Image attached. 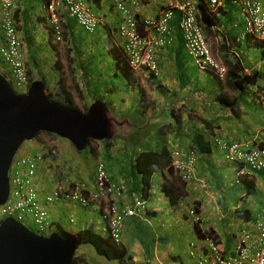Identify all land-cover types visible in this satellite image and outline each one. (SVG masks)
<instances>
[{
	"label": "crops",
	"instance_id": "0c3cea01",
	"mask_svg": "<svg viewBox=\"0 0 264 264\" xmlns=\"http://www.w3.org/2000/svg\"><path fill=\"white\" fill-rule=\"evenodd\" d=\"M19 1L20 12L18 17L21 25V36L24 41V53L30 73L37 75L39 72L37 53L40 50L38 40L39 37H44V41L49 39L46 26L42 22L44 20V0ZM88 2L92 7V11L102 21L96 36H93L94 41L100 45L101 40L106 39L110 34L113 39L115 36L117 41L114 40L118 44L116 30L115 35L111 33L112 29H116V26L120 23V15L113 4L109 0H88ZM141 4L137 14L141 22V32L144 35L155 34V31L146 27L145 23L149 20L158 19L166 8L168 1L141 0ZM232 5L238 7L237 13L233 11ZM220 9L221 13L218 14L219 30L225 36L226 43L233 44V51L242 60L246 71L255 73L257 68L254 65H248L246 53L254 48L260 52L261 47L259 44L253 46L252 43H247L243 47L242 43L238 42V36L242 34L244 28L239 5L234 0H223ZM178 16L179 14L172 22L170 44L164 49L157 50L155 54L160 70L158 79H152L153 76L146 73V77L150 78L153 97L151 100L147 98L142 104L139 102L138 118L141 124L139 129L149 126V121H146L147 118L157 117L156 114L159 115L161 109L169 108L172 104L182 106L185 111L190 110L194 105L210 112V115L206 114L210 119H215V125L218 127L216 133L223 136L228 142H264V87L260 88L259 86L257 90L252 88V90L247 91V93L252 92L253 98L255 97L253 104H249V101H247V107L244 105L246 108L249 106V109H245L241 103L242 96L245 95H242L239 99V95L228 91L226 95L229 98L236 97L238 103H241V105L237 104L239 106L236 108L239 110L238 115L219 104L217 102L218 98L213 99L210 96V93L215 90L213 84H208L207 87V84L199 85L192 79V76H197L194 75V71L191 72V68L184 60V54L185 56L188 55L185 49L184 37L179 28ZM64 20L66 33L72 44V55H76L74 47L80 39L82 40L80 44L83 47H89L90 45L92 47V41H85L84 32L73 19L65 16ZM111 26H114V28H111ZM232 36L237 37L234 42L231 39ZM0 42H4V40L0 39ZM221 42L224 43L225 41L221 39ZM260 56L263 59L261 52ZM77 57L79 60V56ZM189 72H191L190 75ZM261 89L263 91L260 92ZM224 91L227 92V89H224ZM125 95L118 93V96ZM125 97H128V95ZM139 97H143L141 91H139ZM144 97H147V95ZM115 100L114 98L111 110L114 113H118L119 110V112H123L121 109L124 108V104L119 100L115 102ZM192 100H195V102L193 103ZM134 102L135 99L129 105L130 110L127 112L138 109L133 106ZM153 120L157 122L156 125L159 128L161 121L158 118L151 119L150 124ZM54 141L53 144L58 149L55 163H58L59 169L65 172L67 170H63L64 164L68 158H73L76 155L72 148L69 149L68 144L62 143L60 139H54ZM120 143V141H111L109 144H101L97 157L100 160L106 159L111 179L114 183L125 188V196L119 204L122 208H126L131 206L135 199L140 198V194H143L142 176L134 168L136 157L142 150L139 147L133 148L131 144ZM215 143L216 141L212 143V152L201 157L198 163L197 179L189 184L187 195L178 206H172L161 193L160 187L163 176H169V173L167 171L159 172L153 176L150 189L153 187V181H156L159 188L155 201L150 203L149 199V208L144 216L130 218L125 223L120 244L121 249H124L128 256L127 262H124L125 264H198L196 258L190 257L189 245L196 243L202 251L206 248L207 243L198 238L188 215L187 211L191 205H198L205 227L214 231V234L218 236L222 251L228 256H233L238 241V231L245 228L251 229V217L264 208V177L260 174L255 175L252 181L254 193L249 194L247 186L237 182L235 167L226 161L224 152ZM144 148L146 149V147ZM219 161L222 162L221 170H217ZM139 175L140 181L137 178ZM76 206L82 210V213L76 214L75 211L78 210ZM64 212L68 213V219L69 217L76 219L74 226H71L68 222L73 228L70 233H76L88 225L91 226V224L95 225L97 231L102 229L99 211L83 209L77 204H57L51 207L53 219L54 215H58L60 222L64 220ZM79 217H82V219H79ZM238 228L240 229L238 230ZM93 256L98 257L95 254ZM98 259L100 258L98 257ZM100 264L118 263L100 261Z\"/></svg>",
	"mask_w": 264,
	"mask_h": 264
},
{
	"label": "built area",
	"instance_id": "2783aa9c",
	"mask_svg": "<svg viewBox=\"0 0 264 264\" xmlns=\"http://www.w3.org/2000/svg\"><path fill=\"white\" fill-rule=\"evenodd\" d=\"M121 15L118 35L128 64L134 70H146L158 75L159 69L154 57V50L166 47L170 42V22L174 13L181 14L180 29L183 33L188 55L194 59L198 67L211 72L216 78L224 80L228 67L208 43L201 26L197 22V3L194 0H168V8L159 20L147 21L146 25L154 29V36H145L140 31L137 14L141 8V0H110ZM240 5L244 31L241 40L258 41L264 48V0H234ZM209 8L214 11L222 0H207ZM2 6V28L6 44L0 49L1 60L11 69V80L14 88L26 92L30 87L26 66L23 60L21 40L14 18L17 0H0ZM62 9H66L70 17L88 33H94L101 24V19L90 9L88 0H48L45 13L48 25L53 29L55 40H63ZM219 145L228 152L227 158L238 167L239 178L249 175L251 171H264V148L252 147L249 144L227 145L220 140ZM175 168L184 180H191L195 174V160L184 161L185 154L174 152ZM42 155L32 157L24 155L13 165L15 169L12 181V196L9 203L0 207V222L6 217H14L23 221L31 217L40 234H48L53 221L49 216V207L55 203H77L88 208L91 204L101 206L106 201L105 217L109 220L111 234L116 242L120 241L125 217L138 215L145 203L138 201L135 206L120 212L116 202L123 197L121 187L109 183V178L101 165L98 169L96 192H89L85 183L75 182L66 186L58 179L50 177L48 185L40 167ZM184 171V172H183ZM54 180V184L51 181ZM40 191H43L40 192ZM194 223L202 228L201 217L193 210L190 212ZM73 221V220H71ZM209 254L200 256L201 264H264V208L255 218L253 230L242 231L233 256L224 257L218 247L208 239ZM193 250L191 255L196 256ZM210 255V256H207Z\"/></svg>",
	"mask_w": 264,
	"mask_h": 264
},
{
	"label": "trees",
	"instance_id": "16d2710c",
	"mask_svg": "<svg viewBox=\"0 0 264 264\" xmlns=\"http://www.w3.org/2000/svg\"><path fill=\"white\" fill-rule=\"evenodd\" d=\"M198 11V23L203 29L205 36L213 40L219 39L218 43L216 44L219 47V51L222 54L223 60L229 68V74L225 81V86L229 90L234 91L236 95H239L238 97L240 99L242 95H245V92L247 93L249 87L257 85L260 77L259 73L256 71L255 73L248 75L245 72V68L241 63V60L236 55L235 51H233V44L231 45L229 44V42L226 43L225 36L219 30L220 27L218 14L221 13V9L219 11L213 12L208 9L205 0H199ZM221 39L225 42L222 43ZM231 39L234 42L237 37L232 36ZM103 41L106 43H100V45H98V43L95 41V48H90L91 52H89L90 54L87 53V56L83 55L84 52H78V54H81L77 55L79 56L80 60L78 62L71 61V63H78V69L79 71L81 70V75L79 77L80 82H84L87 87L90 86L95 89L96 95L94 100L103 99L112 104L114 102V98L117 100V98L121 97L118 96V93L130 95V84L133 75L126 61L122 46L116 44L112 39H103ZM47 47L50 48V52L54 55V52L56 50L55 45L50 44V46H40L39 48L44 50ZM87 50L88 48H86V51ZM68 52L70 54L72 50L69 49ZM40 54L41 52L39 50L37 56H40ZM44 66L47 67V64H41V60H39V65L37 67L39 69L37 79H41L46 82L47 95L49 99L51 101H59L63 105L70 107V105H68L67 103L71 99V96L70 93L64 89L65 81L63 74L59 72L60 65L56 63V61L54 62L53 70L58 73L56 78L53 79L55 82L54 88H51L52 82L49 83L44 77V73L42 70ZM107 67L111 69L112 74L111 72L105 71ZM205 73L206 76L204 84H207V87L208 84H213L215 86V90L210 93V96H212L213 99L218 98L217 102L219 104H221L225 108H229L230 110L235 112L236 115H238L237 112L239 110H237L236 108L239 106H237V104L241 105L242 101L241 103H238V98H229V96H227L224 91V89L226 88L221 86L222 83L217 81L213 77V74L211 72ZM117 79L119 80L115 82V80ZM31 80L32 82L35 81L33 77ZM105 94L107 95L105 96ZM108 96L109 99L107 100ZM135 96L136 95H134L133 97V99H135V102L137 104H139V102L142 104L143 98H137ZM234 99L235 101H233ZM192 102L194 103L195 100H192ZM86 109L88 108L86 107ZM206 113L210 115V112H206L205 110H202V108H198V106L195 107L193 105L190 110L187 109V111H185L182 106H176L175 104H172L169 108L161 109L159 113L160 116L156 114L157 117L155 118H158V120L161 121L159 128H157V122L153 120L151 123V129H148L147 127L139 129V131H142L143 134L144 131L147 130V132H145L146 134H141L138 137L137 130L133 133L130 132V135L132 134V136H129L128 138L131 137L129 142L132 143L133 147L138 146L139 142L142 146V148L140 149L142 150V152H139V154L137 155L134 168L141 174L143 178V186H145V188L143 189L144 198L148 196V189L150 187L153 176L159 172L167 171L170 177L163 176V182L161 185V192L163 193V196L166 197V199L172 206H178L182 202V200H184L185 196L187 195V187L189 186V182L187 180H184L181 175L182 172H178V170L175 168L174 152L178 151L184 153V161L187 163L193 158L195 160L194 166L199 163L203 155H208L212 152V143L215 142V139L217 137L219 138V134L216 133L218 127L215 125V119H210ZM155 118H150L148 121H151V119ZM153 130L154 133H158L159 135L161 134L162 142L152 140L150 144H147L152 139L151 135L153 133ZM45 134L55 138L57 137L54 134ZM145 135L149 136V140L147 143L143 141V139L146 138ZM142 136H144L143 139ZM92 142L94 143V141H90L89 146H91ZM105 143L109 144L110 142ZM144 147H146V149ZM52 150L53 148L49 149L47 147H44L43 149L39 147L37 148V150H35L34 153L30 154L34 157L42 153L43 157L51 159L54 158L52 155ZM56 150L57 149H55L54 151ZM25 154H28V152H25L24 154L19 153L18 159ZM94 154H97V150L93 152V155ZM102 161L104 163L107 162L106 159ZM15 169L13 168L11 170V182L14 179ZM86 169L91 172L93 171V167H88ZM50 171L56 172V170L53 168H50ZM69 174L71 173L67 171H61V175H63L64 179L71 180V182L73 181V179L82 180L84 178L83 176H81V173H77L75 177L72 175L71 178H67ZM113 182L114 181H112V183ZM247 187L249 194L254 193L252 181L247 184ZM40 192L43 193V191ZM197 210L198 212H200L198 207ZM22 222L25 223L28 227L33 226L34 231L38 232V229H36L35 226V222L31 217H25ZM198 230L200 231V229ZM58 232L63 237L80 246H91L100 256L108 259L109 261H117L120 262V264L127 262L128 256L126 255V251L124 249H119L117 246L112 244L110 238H103L100 235L96 234L95 230L92 227H86L85 229H82L74 234L63 233L61 229H59ZM199 236L200 238H203L200 234ZM214 240L215 243L219 244V240L217 238H215ZM83 261H86L85 256H77L74 260V264H82Z\"/></svg>",
	"mask_w": 264,
	"mask_h": 264
},
{
	"label": "water",
	"instance_id": "95a60500",
	"mask_svg": "<svg viewBox=\"0 0 264 264\" xmlns=\"http://www.w3.org/2000/svg\"><path fill=\"white\" fill-rule=\"evenodd\" d=\"M119 123L102 100L93 102L83 114L51 101L45 81L32 82L28 93L21 95L0 72V206L9 201L10 170L26 142L46 132L67 139L83 152L89 140L114 139ZM79 248L58 232L39 235L14 218L0 224V264H74Z\"/></svg>",
	"mask_w": 264,
	"mask_h": 264
},
{
	"label": "clouds",
	"instance_id": "9594fccd",
	"mask_svg": "<svg viewBox=\"0 0 264 264\" xmlns=\"http://www.w3.org/2000/svg\"><path fill=\"white\" fill-rule=\"evenodd\" d=\"M110 1V0H109ZM168 1V0H167ZM196 3H197V9H198V3H199V0H194ZM223 1V0H222ZM111 2V1H110ZM48 3V0H44V3H43V7H44V17H43V23H44V25L46 26V29H47V34L49 35V39H47V40H45L44 42L47 44V45H49L50 46V44L51 45H55L56 46V50H57V45H60V44H63V42H65L66 40L68 41V44H69V49H71L72 50V48H71V42H70V40L68 39V35H67V33H66V30H65V20H64V17L65 16H68V17H70V15L68 14V12L66 11V9L64 10V9H62L63 11H62V13H61V19H62V25H63V28H64V31H63V40L62 41H57V40H55V37H54V32H53V29L48 25V22H47V19H46V13H45V6H46V4ZM89 3V2H88ZM112 3V2H111ZM205 3H206V5H207V7H208V9L209 10H211L210 8H209V5H208V3H207V0H205ZM237 3V2H236ZM113 4V3H112ZM168 4H169V1H168ZM168 4L166 5V8L164 9V11L162 12V14L167 10V8H168ZM238 4V3H237ZM142 5V4H141ZM221 5H222V3H221ZM221 5L217 8V9H215L213 12H215V11H219L220 10V7H221ZM239 5V4H238ZM89 6H90V4H89ZM114 6V5H113ZM19 9H20V1L19 0H17V8H16V10H15V14H14V18H15V20H16V24H17V31H18V34H19V37H20V40H21V45H22V54H23V60H24V63H25V66H26V70H27V75H28V77H29V80H30V87H31V85H32V74L30 73V71H29V68H28V65H27V59H26V57H25V53H24V41H23V39H22V36H21V29H20V27H21V25H20V21H19V17H18V15H19ZM90 9H91V12L95 15V16H97L93 11H92V7L90 6ZM239 9H240V5H239ZM241 10V9H240ZM212 11V10H211ZM118 12V11H117ZM198 13H199V11H197V22H198ZM2 14H3V11H2V6H1V4H0V39L3 41L4 40V42H0V49L3 47V46H5V44H6V40H5V35H4V31H3V28H2ZM119 14V13H118ZM162 14L159 16V18L158 19H156V20H159L160 19V17L162 16ZM177 14H179V18H178V20H179V28H180V22H181V14L178 12V11H176L175 13H174V17H173V19L171 20V22H170V29H171V27H172V22L175 20V18H176V16H177ZM120 15V14H119ZM240 16H241V12H240ZM98 18H100L99 16H97ZM71 19H73L76 23H77V21L74 19V18H72V17H70ZM101 19V18H100ZM120 23H121V15H120ZM242 19V18H241ZM156 20H152V21H156ZM149 21H151V20H149ZM120 23L116 26V29H112V34H114L115 33V30H116V34H117V36H118V45H121L122 46V43H121V40H120V36L118 35V27H119V25H120ZM199 24V23H198ZM37 25V24H36ZM77 25H78V23H77ZM101 25H102V21H101V24H100V26L96 29V31L94 32V33H89L90 34V36L92 35V36H96V34H97V31L99 30V28L101 27ZM145 25H146V23H145ZM200 25V24H199ZM79 26V25H78ZM80 27V26H79ZM114 28V26H111V28ZM139 27H140V31H141V22H140V20H139ZM146 27H148L149 28V26L148 25H146ZM81 28V27H80ZM82 29V28H81ZM152 30H154V29H152ZM181 30V29H180ZM203 30V29H202ZM82 31H84L83 29H82ZM155 31V30H154ZM243 31H244V28H243ZM243 31H242V33H243ZM84 32H86V31H84ZM108 32H110V31H108ZM182 32V31H181ZM204 33V32H203ZM155 34H156V32H155ZM155 34H150L151 36H154ZM171 34H172V29H171ZM171 34H170V41H171ZM115 35V34H114ZM150 35H145V36H150ZM182 35H183V33H182ZM205 35V34H204ZM241 36H242V34H240V36L238 37V42H240V43H242V45L244 44V45H247V43H252L251 45H253V46H258L257 44H259V46L261 47L260 48V52L262 53V55H263V59H264V48H263V46H262V44L260 43V42H258V41H252L251 39H248V40H241ZM206 37V36H205ZM107 40H109V39H112L114 42H115V40H116V38H115V36H114V39L110 36V34L107 36V38H106ZM206 39H207V41H208V43L211 45V47H212V44L210 43V41H209V39H211V38H207L206 37ZM103 40V39H102ZM117 41V40H116ZM79 42V41H78ZM104 42V41H103ZM119 42H120V44H119ZM214 42H215V47L216 48H214V51L215 52H218L219 53V55H220V57L222 58V54L220 53V51H219V47H218V45L216 44V43H218V39H214ZM116 44H117V42H115ZM169 44H170V42H169ZM168 44V45H169ZM184 44H185V41H184ZM168 45L166 46V47H168ZM95 46V42H94V45H92V49L93 48H95L94 47ZM166 47H163V48H158V49H155L154 50V57H155V60H156V62H157V65H158V69H159V64H158V61H157V59H156V56H155V54H156V51L157 50H161V49H164V48H166ZM213 48V47H212ZM40 49V48H39ZM74 49H75V51H76V55H81V54H78V48H77V43H76V45H75V47H74ZM185 49H186V47H185ZM56 50H55V52H56ZM83 50L85 51L86 50V47H83ZM54 52V53H55ZM186 53H187V51H186ZM84 56H87V53H84L83 54ZM187 55H188V53H187ZM54 56H56L55 54H54ZM188 57L190 58V59H192L189 55H188ZM240 59V58H239ZM39 60H40V57L38 56V61H37V63H38V65H39ZM192 60H194V59H192ZM222 60H223V58H222ZM241 60V59H240ZM127 61V60H126ZM224 61V60H223ZM128 63V62H127ZM196 63V62H195ZM224 63H225V61H224ZM241 63L243 64V62H242V60H241ZM226 64V63H225ZM129 65V64H128ZM196 66L198 67V65H197V63H196ZM243 66H244V68H245V65L243 64ZM129 67H130V69H131V71H132V75L134 76V72L135 71H144L145 73H147V74H151L152 76H153V78L152 79H158L157 77H158V75H159V73H160V70H159V73H158V75H156L155 73H152V72H149V71H146V70H134L130 65H129ZM228 67V66H227ZM198 69L200 70V71H202L199 67H198ZM257 70V69H256ZM0 72L3 74V75H5L6 76V78L9 80V82H10V84H11V86H12V88L14 89V91L16 92V93H18V94H21V95H24V94H27L28 93V91H29V89H30V87H29V89L26 91V92H21V91H18L17 89H15L14 88V85H13V83H12V80H11V69H10V67L9 66H7L2 60H1V58H0ZM60 72V71H59ZM202 72H205V71H202ZM245 72L248 74V75H250V74H252V73H250V72H248V71H246V68H245ZM258 73H259V80H261V81H263V84H264V76H263V74L262 73H260L259 71H258ZM228 74H229V68H228V72H227V76H226V78L224 79V80H220V79H218V78H216L214 75H213V77L217 80V81H219V82H221L222 83V85L221 86H223V87H225L226 89H227V92L225 91V93L227 94L228 93V91H230V92H233V93H235L234 91H231V90H229L225 85V81H226V79H227V77H228ZM34 75V74H33ZM36 80H41V79H35V81ZM34 82V81H33ZM253 87V86H252ZM252 87H249V89H251L252 90ZM259 86H257V88H258ZM263 86H260V88H262ZM257 88H256V90H257ZM249 89H248V91H249ZM264 89V88H263ZM139 91H141V96H143V97H139V98H143V100L142 101H146L147 100V97H144L146 94H145V92L144 91H142V90H139ZM261 91H263L262 89L260 90V92ZM89 93H91L92 94V96H89V97H91V100L89 101V102H87L86 103V106L85 107H87V108H89V106L93 103V102H95L96 100H102V101H104L105 103H107V105L109 106V108H110V110H111V103H108V101H105V100H103V99H95L94 100V98H95V89L93 88V87H91V90H89L86 94H89ZM107 94H105V96H106ZM111 95V94H110ZM109 95V96H110ZM109 96H108V99H109ZM137 96H139V95H136L135 97H137ZM126 97L125 96H121L120 98H117V100H119V102H121L122 104H123V102H125V99ZM254 99H255V97H254ZM71 100V99H70ZM69 100V102L67 103L68 105H70V108H73V109H75V110H77V111H79L80 113H86V111L88 110V109H86L85 111H81V110H79V109H77V108H75V107H73V105L70 103L71 101ZM263 101H264V98H263ZM59 102V101H58ZM115 102H116V100H115ZM61 103V102H60ZM112 104H114V103H112ZM249 104H252L251 102H249ZM66 106V105H65ZM72 106V107H71ZM133 106H136L138 109L136 110V109H133V110H131V111H129V112H119L118 111V113H114L112 110H111V112H112V114L113 115H115L116 117H118L119 119H120V125L118 126V129H119V132H118V134L115 136V138L114 139H112V140H105V141H94V140H89V142H88V145H87V148H86V150L85 151H87V150H89V152L92 154V156H93V159L95 160L94 161V163H92V166L91 167H93V171L91 172V171H89V170H87V169H85L83 172H81V174H85L86 176L84 177V178H86V179H88V181L87 180H85L84 178L82 179V180H76V179H73V181L71 182V180H65L64 179V177H63V175H61V170L58 172L57 170H56V161H55V156L57 155V153H56V151L58 150L57 149V146L55 145V144H53L55 141H54V139H64V138H62V137H59V136H57L56 138L55 137H52V136H49V135H47V134H45L46 132H43V133H40L38 136H37V138L32 142V143H34V142H37L38 141V143H39V147H41V148H43L44 149V147H47V148H49V149H52L53 148V150H52V155H53V157L54 158H51V159H47V158H45V157H43L42 156V165H41V167H40V169H41V171H42V173H44L45 175H44V179H45V181H46V183L49 185L50 184V182H49V180L48 179H50V177H53L54 179H58L59 181H61V182H63L66 186H70V185H72V184H74L75 182H79V183H85L88 187H89V192H92V193H95L96 191H92L91 190V185L93 184L94 186H96V180H97V175H98V169H99V167L102 165L103 166V168H104V170L106 171V173H107V175H108V178H109V183H112V179H111V177H110V174H109V168H108V170H107V163H104L102 160H100V159H98V151H99V148H100V146H101V144H103V143H105V142H111V141H122V143L124 144H128V145H132V143H130L129 141H130V138H128V134H130V132L131 133H133L135 130H137V129H139V126H141V124L139 123V104H137L136 102H134L133 103ZM67 107H69V106H67ZM122 110V109H121ZM150 118H147L146 119V121L148 122V120H149ZM149 123V126L147 127L148 129H151V127H152V124H150V121L148 122ZM51 134V133H50ZM42 135H46V139L44 140V139H42L41 138V136ZM219 136V135H218ZM54 138V139H53ZM64 140H67V139H64ZM220 140H222V141H224L227 145H229V146H232V145H234V144H240V145H243V144H249V145H251L252 147H261V148H264V142H257V141H232V142H228L226 139H224V137L223 136H219V138L217 137L216 139H215V141H216V144H217V146L218 147H220V149L224 152V154H225V159H226V161H228L231 165H233L234 167H235V176H236V180H237V182L238 183H243V184H245V186H247V184L248 183H250V181H253L254 180V178H255V175H257V174H260V175H262L263 177H264V171L262 172V171H251V170H249V172H250V174L249 175H246V176H244V177H242V178H239L238 177V175H237V173H238V171H239V167L234 163V162H232L231 160H229L228 158H227V156H228V152L226 151V150H224L220 145H219V141ZM68 141V140H67ZM90 141H94V143L92 142L91 143V146H89V143H90ZM70 142V141H69ZM73 146V145H72ZM133 146V145H132ZM134 148V147H133ZM55 149H57L56 151H54ZM73 149L74 150H76L75 149V147L73 146ZM21 150V149H20ZM20 150H19V152H20ZM37 150V149H36ZM97 150V154L95 155H93V152L94 151H96ZM77 151V150H76ZM19 152H18V154H17V156L15 157V160H14V162H13V165L15 164V162L17 161V159H18V156H19ZM77 152H79V151H77ZM80 153H82V152H80ZM184 154V153H183ZM25 155H30L31 156V154H25ZM40 155H43L42 153L41 154H39V155H37V156H34V157H38V156H40ZM24 156V155H23ZM33 157V156H32ZM97 157V158H96ZM74 160V163H76V158H74L73 159ZM50 168H53V169H55L56 170V172H54V171H50ZM13 169V166H12V168H11V170ZM74 168L71 166V165H69V168L67 169V170H73ZM195 169H196V171H195V174H194V177L191 179V180H189L188 182H189V184H191L194 180H196L197 179V171H198V163L195 165ZM11 170H10V174H11ZM54 173H56V174H54ZM76 175H77V172H76ZM82 176V175H81ZM75 177V176H74ZM143 179V178H142ZM54 180H52L51 181V183L52 184H54ZM163 182V181H162ZM112 184H115V185H117V186H119V187H121L122 188V190H123V197L120 199V200H118L117 202H116V206H117V208H118V210L120 211V212H124V211H126V210H128V209H131V208H133L134 206H135V204L138 202V201H140V202H143V203H145V207H144V209L138 214V215H136V216H132V217H125V219L123 220V227H122V234H121V238H120V241L119 242H116L115 240H114V238H113V236H112V234H111V230H110V227H109V220L105 217V210L107 209V203H106V201H103V203H102V205L101 206H96V203H94V204H91V206L90 207H88V208H85V207H82L80 204H77V203H70V202H63V203H55V204H53V205H57V204H60V205H64V204H69V205H74V204H77V205H79V206H81L83 209H87V210H96V211H99V213H100V219L102 220V229H98V231L97 230H95V225L94 224H91V226H87V227H92L94 230H95V232H96V234H98V235H100L101 237H103V238H110V240H111V242H112V244H114L115 246H117L119 249H121V247H120V244H121V241H122V236H123V233H124V228H125V223H126V221H128V219H130V218H137V217H142V216H144L146 213H147V211H148V208H149V199H150V195H149V193H150V187H149V189H148V196L146 197V198H144V194H141V196H140V198L138 199H135V201H134V203L131 205V206H129V207H126V208H122L121 206H120V204H119V202L120 201H122V199L124 198V196H125V188L123 187V186H121V185H118V184H116V183H112ZM162 185V184H161ZM144 188H145V186H144ZM248 188V187H247ZM160 189H161V187H160ZM162 193V192H161ZM11 196H12V182H11V194H10V198H9V201H10V199H11ZM162 196H163V193H162ZM254 196V195H253ZM9 201H8V203H9ZM7 203V204H8ZM6 204V205H7ZM53 205H51L50 207H49V216H50V218L52 219V221H53V227H52V229H51V231L48 233V234H40V233H38V232H36V231H34L33 229H31L30 227H28L25 223H23V222H21V221H19L18 219H16V218H14V217H6V218H4L1 222H0V224L5 220V219H7V218H14V219H16L17 221H19V222H21V223H23L24 225H26L28 228H30L31 230H33L35 233H37V234H39V235H43V236H49L50 234H52L53 232H58L59 231V229H61V231H63V233H66V234H74V233H70V232H67L65 229H62V227H60V225H58L57 224V222L53 219V217H52V215H51V207L53 206ZM5 206V205H4ZM0 207H3V206H0ZM197 207L198 206H196V205H191L190 207H189V209H188V215H189V217H190V219H191V221H192V223H193V225H194V228H195V230H196V233H197V235H198V238L199 239H201V240H204V242H206L207 244H206V248H204V250H200L199 249V246L196 244V243H191L190 245H189V248H190V251H189V254H190V257L191 258H196L197 259V261H198V264H201L200 263V261H201V258L203 257V256H205L206 254H209V248H208V239L209 240H211L212 242H214V244L218 247V249H219V251H220V253H222V255L224 256V257H227L228 255H226L223 251H222V249L220 248V246H219V244H217V243H215V238H217L218 239V236H216L215 234H214V231H212V230H209V229H207L206 227H205V225H204V220H203V218H202V216H201V214H200V212H198V210H197ZM194 211L198 216H200L201 217V220H202V228H200V227H198L195 223H194V221H193V217H192V215H191V211ZM263 210V209H262ZM261 210V211H262ZM260 213V211L255 215V216H253V217H251V219H250V222L252 223V228L251 229H249V228H245V229H240L239 231H238V241H239V238H240V234H241V232L242 231H246V230H253V224H254V221H255V218L257 217V215ZM73 215V214H72ZM71 220H73V221H71ZM68 222H69V224L71 225V226H74L75 224H76V219L74 218V217H69V219H68ZM56 225V228H54V226ZM86 228V227H85ZM84 228V229H85ZM198 229H200V231L198 230ZM198 231H199V234L203 237V238H200V236H199V234H198ZM59 233V232H58ZM60 234V233H59ZM61 235V234H60ZM62 236V235H61ZM63 237V236H62ZM65 238V237H64ZM67 239V238H66ZM238 241H237V244H238ZM76 244V243H75ZM237 244H236V246H237ZM78 245V244H77ZM79 251L77 252V254H76V257L77 256H85V259H86V261H83V263L82 264H100V261H104V262H106V261H109L108 259H106V258H104V257H102V256H100L96 251H95V249L94 248H92L91 246H80L79 245ZM236 248V247H235ZM193 250H195L196 252H197V254H196V256H193V255H191V252L193 251ZM234 251H235V249H234ZM93 254H95V255H97L100 259H98V257H95V256H93ZM233 254H234V252H233ZM200 256H202V257H200ZM207 256H210V255H207ZM229 256H231V255H229ZM75 257V258H76ZM75 260V259H74ZM110 262H116V263H118V264H120V262H117V261H110ZM123 264H125V263H123ZM208 264H212L211 262L210 263H208Z\"/></svg>",
	"mask_w": 264,
	"mask_h": 264
},
{
	"label": "rangeland",
	"instance_id": "374dc122",
	"mask_svg": "<svg viewBox=\"0 0 264 264\" xmlns=\"http://www.w3.org/2000/svg\"><path fill=\"white\" fill-rule=\"evenodd\" d=\"M232 9H233V11L235 13L238 12V7L237 6H233ZM242 22H243V20H242ZM243 24H244V22H243ZM84 35L86 37L85 41H87V42L92 41V45H94V42H95L94 39L95 38L92 35L90 36V34L88 32H84ZM87 39H91V40H87ZM38 41H39V43H38L39 47L40 46L41 47L47 46V44L44 42V37H39ZM81 41L82 40L80 39V41L77 42V48L79 49L77 51L85 53L86 50L85 51L83 50V46L80 44V43H82ZM209 41L212 44L213 49L216 48L214 40L213 39H209ZM101 43L105 44L106 42H103V40H101ZM243 47H244V44H243ZM86 48H88L86 53L91 52V50H90L91 45L89 47L86 46ZM49 49H50L49 47H47L44 50L40 49L41 54H40L39 57H40V60H41V64H44V63L47 64V67L44 66L43 69H42L43 73H44V77L46 78V80L49 83L52 82V87L51 88H54L55 87V82H54L53 79L56 78V76L58 74L55 70H53L54 69V62L56 61V63H58L60 65V73H62L63 76H64V81H65L64 82V89L67 90L70 93V96H71V100H70L71 102L70 103L73 105V107L81 110L82 112L85 111L86 110V107H85L86 103L91 100V97H89V96H92L91 93H89V94H86V93L89 90H91V87L90 86L87 87L84 84V82L83 83L80 82V78L79 77L81 75V70L79 71V69H78V63H76V64H72L71 63V61L78 62L80 59L78 60L77 55H72L71 53L69 54V52H68L69 51V44H68L67 40L65 42H63V44L57 45V50L55 52L56 56H54L50 52ZM245 52H246V50H245ZM246 55H247V63H248V65L256 66L257 71H259L260 73H262L264 75V59L261 58L260 52L257 49L254 48V49L248 51L246 53ZM71 59H73V60H71ZM184 60L186 61V63L191 68V72L194 71V75L197 76V77L192 76L193 81L197 82V84L203 85L205 83L206 73L200 71L198 69V67L196 66L195 61L190 59V58H188V56H185V54H184ZM256 63H258V64L255 65ZM105 71L111 72V74H112L111 69L108 68V67L105 69ZM191 72H189V75L191 74ZM32 77L34 79L38 78L37 75H33V74H32ZM75 78H76V80H75ZM118 80L119 79L115 80V82H117ZM257 86H263L264 87L263 81L259 80L257 85L252 87L253 90L254 89L256 90ZM130 88H131L130 95H128V97L125 98L126 99L125 102H123L124 108L122 110L125 111V112L130 110L129 109V105L132 104L134 95L139 94V90L144 91L145 94L147 95L148 99L151 100L152 97H153L150 78L146 77V73L144 71H135L134 72V76H132ZM137 98H139V96H137ZM107 100H108V98H107ZM247 101L251 102L252 104L255 101V99L253 98V93L252 92H248V93L245 94V96L242 97V105L243 106L245 105L247 107ZM246 107H245V109H249V106H248V108H246ZM145 132H147V130L144 131V134H146ZM141 134H143V132L139 131V129H137V136L139 137ZM151 136H152V139L149 142H148L149 136H146L145 139H143L144 136H142V139L146 143L148 142L147 144H150L152 140H155V141H158V142H162L161 134L159 135L158 133H154V130H153V133H152ZM41 138L45 140L46 139V135H42ZM61 141H62V143L68 144L70 146L69 149L72 148V151L76 155V156L73 157V158H76V163H74L73 158H68L67 162L64 164V169L63 170H65V169L67 170L69 168V165H71L74 168L73 170H67L68 172L71 173V174H69L67 176V178H71L72 175L73 176L76 175V172L77 173H81L86 168L92 166V163H94L95 160L93 159V156L89 152V150L83 151L82 153H77L73 149V146H72L71 142H69L67 140H64V139L63 140L61 139ZM32 142L33 141L26 142L22 146V148H21L19 153L20 154H24L25 152H28V154L34 153L35 150L37 148H39L40 145H39L38 141L35 142V143H32ZM120 142H121L120 144H123L122 141H120ZM136 147L137 148L138 147L142 148L141 143L139 142V145L136 146ZM221 163L222 162L219 161V165H218V169L217 170H221L220 169ZM55 167H56V170L59 172L60 170H59L58 163H57V165ZM81 175L83 177L86 176L85 174H81ZM137 178L139 179L140 175ZM84 179L88 181V179H86V178H84ZM139 181H140V179H139ZM128 186H130V185H128ZM151 187H152V185H151ZM91 190L92 191H96V186H94L92 184L91 185ZM158 190H159V188L157 186L156 181H153V187H152V189H150V203H153V201H155V198H156L155 196L159 193ZM140 196H141V194H140ZM76 207L78 209V206H76ZM63 211H65V209H63ZM75 212H76V214H79V213H82V210L78 209ZM64 213H65L64 214L65 216H64L63 222H60V219L58 218L59 217L58 215H54V219L58 222V224L63 229H65L67 232H70L73 228L68 224V213L67 212H64ZM60 218H61V216H60ZM79 219H82V217H79ZM30 228L34 230L33 226H30ZM54 228H56V225L54 226ZM238 230H239V228H238Z\"/></svg>",
	"mask_w": 264,
	"mask_h": 264
},
{
	"label": "flooded vegetation",
	"instance_id": "af4514ba",
	"mask_svg": "<svg viewBox=\"0 0 264 264\" xmlns=\"http://www.w3.org/2000/svg\"><path fill=\"white\" fill-rule=\"evenodd\" d=\"M127 136H128V137H129V136H132V134H131V135H130V134H128Z\"/></svg>",
	"mask_w": 264,
	"mask_h": 264
}]
</instances>
